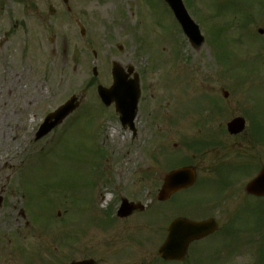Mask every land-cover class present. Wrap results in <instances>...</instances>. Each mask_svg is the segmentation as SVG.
I'll list each match as a JSON object with an SVG mask.
<instances>
[{
  "label": "rangeland",
  "instance_id": "obj_1",
  "mask_svg": "<svg viewBox=\"0 0 264 264\" xmlns=\"http://www.w3.org/2000/svg\"><path fill=\"white\" fill-rule=\"evenodd\" d=\"M187 2L215 46L207 40L195 49L163 0H72L71 13L60 0L21 2L15 6L19 28L8 39L2 37L8 23H0V133L9 134L0 138V237L20 245L14 254L7 247L5 264L88 258L98 264H264L263 201L246 194L250 177L223 192L217 189L222 180L215 183L227 160L236 159L224 157L235 141L227 122L252 111V95L264 109V52L253 39L261 38L257 27L264 24H250L252 36L234 27L243 29L245 17L263 18L264 0ZM113 62L139 76L136 136L114 106L104 108L97 98L98 85L113 82ZM73 95L79 108L35 140L46 115ZM212 138L225 140L221 149L206 148ZM186 164L197 168L200 185L207 183L177 194L165 208L192 219L214 216L220 229L193 243L185 260L167 263L158 249L172 215L148 218L162 209L156 200L162 178ZM124 193L148 204L146 211L111 225L106 211Z\"/></svg>",
  "mask_w": 264,
  "mask_h": 264
},
{
  "label": "flooded vegetation",
  "instance_id": "obj_2",
  "mask_svg": "<svg viewBox=\"0 0 264 264\" xmlns=\"http://www.w3.org/2000/svg\"><path fill=\"white\" fill-rule=\"evenodd\" d=\"M45 2H50V0H44ZM59 1V0H58ZM22 2V4L24 6H36V0H0V23L6 21L8 23V29L6 31L3 32V36L5 38H9V36L12 34H9L12 31H15L19 28V23H20V17L17 14V11H15V6L19 5ZM61 3L65 4L67 2V0H60ZM256 21L260 22L262 21L264 24V17L263 18H258L255 19L254 17L251 18H247L245 17L244 20V27L243 29L240 28L241 24L240 23H236L237 26H234L236 28H238L239 33H244L246 34V36H252L254 31H249L247 30L248 27H250V24L255 23ZM235 23V22H234ZM233 26V25H232ZM257 34L261 36V38H253L254 39V44H256L257 46H259L260 50L262 52H264V26H258L257 27ZM255 33V34H256ZM254 34V36H256ZM3 40L1 39L0 43H2ZM263 66H264V62H263ZM263 69L259 70V75L264 77V67H262ZM264 80V78H262ZM262 80V81H263ZM244 81V80H243ZM226 95L228 96L229 93L227 91ZM225 95V97H227ZM249 103L248 106L252 109V111L249 113L246 112L247 114H241L239 116L244 117L245 121H246V127L244 129V131L238 133V134H231L228 131V128L226 126L225 130L228 134V136L230 138H234V142L230 143L228 145V150L226 151V154H224V157H228V156H233L234 161H228L226 162L223 171H220L217 173L218 176V180H213V182L215 183H219L220 180H222L221 184H218L219 188L218 191L223 192L226 191L225 189H235L237 187V184L239 183V181L242 179H245L246 177H253L256 174H258L262 168L264 167V109H257L259 107V101L257 99L256 96L252 95L251 97H249ZM261 110V111H260ZM250 115L252 117H250ZM262 122V125L259 123ZM209 141L208 143L206 142V148H211L214 146H217L218 149H221V147L223 146V143L225 142V140H207ZM219 145V146H218ZM207 153V152H206ZM231 159V158H230ZM186 165H191V164H186ZM181 166V165H179ZM197 172V181L196 183L191 186L188 189L182 190L176 194H174L171 198H169L166 201H157L158 206L160 204V206H162V209H156V212L151 213L149 218L150 220H155V221H163V217H167V216H171L168 219V221L166 222L167 224L164 227V232L161 228L162 234H164V239L162 240L161 243L164 242L166 235H167V231H168V227L170 225V223L172 222V220H174L175 218H178L180 216H184V217H189V215H185L186 212L184 211H179V212H169L167 211V208H165L166 205H164L165 203L171 202L172 199L174 198V196H176L179 193H183L187 190H190L193 187H199L205 183H207V178L205 183L203 184H199V180H198V170L197 168L195 169ZM252 175V176H250ZM231 176H236V182L233 183L230 181V178H232ZM162 178V175L160 176ZM165 176L162 178V182L159 186V189L161 188L163 181H164ZM225 179V180H224ZM158 189V191H159ZM207 189V188H206ZM128 193V192H126ZM126 193L122 194L121 196H119V198L117 200H115V202H113L112 206H110L107 210V212H109V217H107L109 223L111 225L115 224L118 221H124L127 220L133 216H137L138 214L141 215V213L146 211V208L148 206L145 207H139L138 209H135L131 215L127 216V217H120L117 215L118 212V208H119V204H121L122 200L125 199L126 197ZM158 193V192H157ZM131 199V198H130ZM207 199V191L206 194L204 195V197L201 199ZM200 200V201H201ZM133 201V200H131ZM199 201V202H200ZM135 202V201H134ZM5 200L2 197V200L0 201V206L4 205ZM138 204H141L140 202H135ZM160 203V204H159ZM164 206V207H163ZM206 206H207V202H206ZM164 213V215H162ZM188 214H190L191 212H187ZM24 214V213H23ZM139 215V216H140ZM192 219V218H191ZM207 219L203 218V219H197V220H204ZM163 238V235L161 236V239ZM18 244H16V242H14L13 239H8L5 240L3 238L0 237V264H5L7 261V258L5 257L6 254V249L7 247H10L9 251L11 253H15L16 250L18 251ZM10 255V253H7Z\"/></svg>",
  "mask_w": 264,
  "mask_h": 264
},
{
  "label": "water",
  "instance_id": "obj_3",
  "mask_svg": "<svg viewBox=\"0 0 264 264\" xmlns=\"http://www.w3.org/2000/svg\"><path fill=\"white\" fill-rule=\"evenodd\" d=\"M174 9L178 10L179 4L173 0H169ZM181 9V6H180ZM182 10V9H181ZM185 17V16H184ZM183 25L185 31L191 37V41L195 45L200 46L204 38L195 29L191 20L185 17ZM115 84L112 89L100 87V93L104 100L108 103L115 101L118 110L122 113L121 120L124 125L129 124L134 126V119L137 115L138 101L140 97V89L138 80H127L128 74L115 64L114 67ZM79 106V101L76 96H73L63 106L58 108L55 112L50 114L45 123L42 125L37 137L40 138L49 133L55 126L61 123L67 116H69ZM245 122L242 118H236L228 124L229 130L232 133H238L243 130ZM192 179V180H191ZM194 173L189 168L176 170L167 175L166 182L160 194L161 198L168 197L172 192L179 188L185 187L192 183ZM191 182L189 183V181ZM251 193L257 195H264V171L254 179L248 186ZM132 207L127 205L122 215L126 216L131 213ZM216 228L215 222H190L187 220H176L169 228V233L165 244L160 250V254L166 259H183L187 253V249L191 240L208 235ZM72 264H96L95 261L74 262Z\"/></svg>",
  "mask_w": 264,
  "mask_h": 264
},
{
  "label": "bare ground",
  "instance_id": "obj_4",
  "mask_svg": "<svg viewBox=\"0 0 264 264\" xmlns=\"http://www.w3.org/2000/svg\"><path fill=\"white\" fill-rule=\"evenodd\" d=\"M9 136L8 131L1 130L0 138H7Z\"/></svg>",
  "mask_w": 264,
  "mask_h": 264
}]
</instances>
